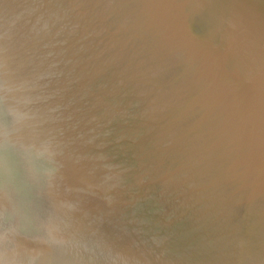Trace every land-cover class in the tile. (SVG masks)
I'll list each match as a JSON object with an SVG mask.
<instances>
[{"label":"water","instance_id":"1","mask_svg":"<svg viewBox=\"0 0 264 264\" xmlns=\"http://www.w3.org/2000/svg\"><path fill=\"white\" fill-rule=\"evenodd\" d=\"M0 238L264 264V0H0Z\"/></svg>","mask_w":264,"mask_h":264},{"label":"clouds","instance_id":"2","mask_svg":"<svg viewBox=\"0 0 264 264\" xmlns=\"http://www.w3.org/2000/svg\"><path fill=\"white\" fill-rule=\"evenodd\" d=\"M17 118H20V117L18 116ZM29 162H31V160H29ZM0 239H2V238H0Z\"/></svg>","mask_w":264,"mask_h":264}]
</instances>
